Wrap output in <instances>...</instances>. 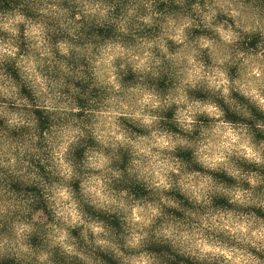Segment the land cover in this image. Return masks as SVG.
Masks as SVG:
<instances>
[{
	"label": "clouds",
	"instance_id": "9594fccd",
	"mask_svg": "<svg viewBox=\"0 0 264 264\" xmlns=\"http://www.w3.org/2000/svg\"><path fill=\"white\" fill-rule=\"evenodd\" d=\"M0 264H264V0H0Z\"/></svg>",
	"mask_w": 264,
	"mask_h": 264
}]
</instances>
